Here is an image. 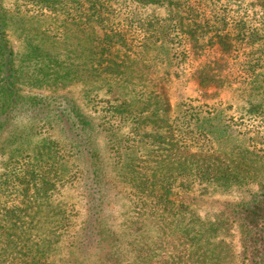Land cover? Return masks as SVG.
Returning a JSON list of instances; mask_svg holds the SVG:
<instances>
[{"label": "trees", "instance_id": "obj_1", "mask_svg": "<svg viewBox=\"0 0 264 264\" xmlns=\"http://www.w3.org/2000/svg\"><path fill=\"white\" fill-rule=\"evenodd\" d=\"M12 8L0 0V264H264V153L239 137L220 99L246 86L239 118L264 121V0H13ZM11 24L23 36L19 51ZM79 82L88 104L95 83L113 95L105 114L91 117L68 94ZM167 85L183 94L176 108ZM125 124L129 132L116 136ZM99 135L113 143L109 165L129 186L120 233L108 226ZM76 179L86 206L77 228L55 198ZM194 182L260 187L202 219L173 192Z\"/></svg>", "mask_w": 264, "mask_h": 264}, {"label": "rangeland", "instance_id": "obj_2", "mask_svg": "<svg viewBox=\"0 0 264 264\" xmlns=\"http://www.w3.org/2000/svg\"><path fill=\"white\" fill-rule=\"evenodd\" d=\"M13 0H4V4L8 9L12 8ZM153 11L157 13H162L163 10L161 8H155ZM32 15V14H28ZM33 16V15H32ZM33 20H35L33 18ZM42 26L43 24L48 21V19H41ZM12 29L11 35V42L14 46L15 50L23 49L22 38H19L20 30L15 31L16 26L11 24ZM25 29H31L30 24L28 22L24 23ZM39 26V27H42ZM15 28V29H14ZM82 82H79L77 85L70 86L66 90L68 94L73 96L76 99V102L80 105V107L86 111L87 114H90L91 117L96 118L100 117L103 111H101V105L107 104L108 99H112L113 95L111 93L106 94L105 88L100 85H93L95 87L94 91H96L97 96L94 98L93 102L88 104L85 101V98L82 96V89L84 86L81 85ZM90 86V85H89ZM88 86V87H89ZM177 87V86H176ZM246 86H243L245 88ZM98 88V89H97ZM178 88V87H177ZM242 88V89H243ZM179 89V91H178ZM174 89V86L170 88V85H167V91L170 98V101L174 108L176 103L179 102L182 92L180 88ZM239 86L234 85L231 87H227L224 91H222L220 99L221 102L224 101L227 104H230L231 108H223L221 113L231 116L234 120H237L238 124H233V127L237 128V132L239 133V137L243 139L246 145L250 146V148L256 150L260 149L261 153H264V121H260L252 118H239L240 113L243 112L244 102L241 100V90ZM23 92H32L34 93L36 89H29L28 87L22 86ZM63 91H59L58 93H65ZM113 91L116 94L118 92L121 95H124L125 90L114 87ZM37 92L49 93L48 91L38 90ZM135 108V107H134ZM229 109V110H228ZM97 122V120H95ZM163 128V127H162ZM164 129V128H163ZM116 136H119L121 133L123 136L129 132V125H123L122 129L117 130L118 132ZM47 132H42V136L46 135ZM56 134V132H55ZM115 138V137H114ZM112 138V140H114ZM97 145L102 149L103 155L105 157V163L107 164L106 168V182L108 183L107 187V196L108 202L106 207V214L108 215V222L109 227L117 232L124 228L123 217L124 213L126 212L129 200H128V192L129 186L119 180L120 176L118 171H114L110 163H112L111 156H110V148L107 147V138L99 135L97 138ZM113 144L109 143L108 145ZM147 148V147H145ZM115 151V150H114ZM5 160V157L0 156V172L2 170V161ZM109 165V166H108ZM81 180L76 179L74 182L64 183L61 186L59 192L56 194L55 198L58 199L67 210V212L71 215V219L74 222V227H79L82 219H84L86 214V206H85V198H84V191L81 187ZM260 185L258 182H250L248 185H245L241 188H233L228 191L220 190L214 185H206V184H199L194 182L191 186V189L188 192H184L179 187H175L173 189L174 193H177V198L184 201L185 203L189 204L190 208L196 212L202 219H213L216 214L220 212L223 206V202L225 201H237L243 197H248V195L259 189ZM230 242L233 244V248L236 254V261L241 259V247L239 243V233L236 229V226L233 227L232 236L229 239ZM65 251H61L60 256H64Z\"/></svg>", "mask_w": 264, "mask_h": 264}]
</instances>
